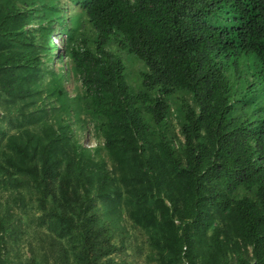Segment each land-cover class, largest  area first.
Masks as SVG:
<instances>
[{"label":"trees","instance_id":"16d2710c","mask_svg":"<svg viewBox=\"0 0 264 264\" xmlns=\"http://www.w3.org/2000/svg\"><path fill=\"white\" fill-rule=\"evenodd\" d=\"M131 231L264 264V0H0V264H125Z\"/></svg>","mask_w":264,"mask_h":264},{"label":"rangeland","instance_id":"374dc122","mask_svg":"<svg viewBox=\"0 0 264 264\" xmlns=\"http://www.w3.org/2000/svg\"><path fill=\"white\" fill-rule=\"evenodd\" d=\"M52 40H54V43H57L58 35L55 32L52 35ZM55 55H57V53H55ZM54 66L57 67V61L54 63ZM68 89L72 92L73 84L71 82L68 83ZM83 140L88 145H93V143H94L92 141V139L89 138L88 135L85 136L83 138ZM32 213H33V211H28L27 216L31 215ZM26 218H28V217H25V219ZM24 222H27V221L24 220ZM33 230H34V228H33ZM33 230L29 231L28 234H25L21 239L22 244L20 245V250L23 254V256H22L23 260L27 259L28 255H29L28 254V252H29V244L28 243L33 242L35 244V246L37 245V242H35L33 240V233H32ZM132 234L133 235L135 234V236L134 237L132 236L133 238L131 237L130 239L125 241L124 248L121 251H119V253H117L116 257H117V259L124 260L125 264H145L143 255H140V250H142L143 252L145 251V248L142 245L143 237L141 235H139L137 232L133 233L131 231V235ZM135 237L137 238V241L134 240ZM117 241H119V240H117ZM119 246H120V244H119ZM52 262H53V260L51 259L50 264Z\"/></svg>","mask_w":264,"mask_h":264},{"label":"clouds","instance_id":"9594fccd","mask_svg":"<svg viewBox=\"0 0 264 264\" xmlns=\"http://www.w3.org/2000/svg\"><path fill=\"white\" fill-rule=\"evenodd\" d=\"M57 35H58V32H55ZM59 39V38H58ZM54 41V40H53ZM57 43H58V40H57Z\"/></svg>","mask_w":264,"mask_h":264}]
</instances>
